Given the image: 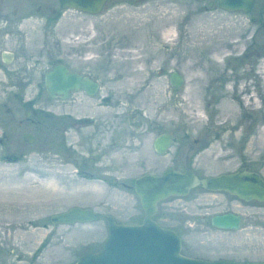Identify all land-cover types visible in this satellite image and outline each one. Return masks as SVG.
I'll list each match as a JSON object with an SVG mask.
<instances>
[{"label":"rangeland","instance_id":"rangeland-1","mask_svg":"<svg viewBox=\"0 0 264 264\" xmlns=\"http://www.w3.org/2000/svg\"><path fill=\"white\" fill-rule=\"evenodd\" d=\"M208 1L108 0L103 12L91 20L77 11H63L56 30H93L102 37H113L109 40L111 51L117 53L111 56L106 72H99L103 84L97 97L38 105L92 119L105 115L107 124L102 123L101 130L106 129L107 138L90 140L88 132L94 130L90 125L81 129L85 134L77 145V132L70 127L63 133L61 146L45 147L41 140L37 144L25 142L21 130L12 125L6 132L0 127V264H73L78 254L96 251L106 238L103 220L52 225L48 216L78 204L109 213L119 224H137L143 214L132 180L144 172L161 173L167 166L178 170L190 167L204 176L233 171L239 165L264 177V144L258 149L249 147L255 135L264 131V75L258 73L264 63V3L258 1L254 11L244 14L224 11L214 4L206 6ZM29 4L31 12L36 5H57L55 0H30ZM30 23L35 26L37 22L34 18ZM167 29L174 30L171 40L163 39ZM139 55L143 60L139 67L129 64L132 56L138 63ZM155 60L152 79L145 82L139 76L140 80L132 79L130 86L124 83L129 70L148 67ZM81 64L88 69L89 63ZM171 69L184 79L178 88L169 83ZM195 75L205 79L196 80ZM155 80L161 83L157 99L145 88ZM244 82H253L251 94L259 101H239L246 95L239 94ZM191 87L201 88L203 109L202 120L194 123L183 99L186 88ZM110 94V100L99 101L100 95ZM227 95L236 99L234 114L239 125L235 135L218 126L228 120L219 109ZM20 104L10 100L0 103V121L10 118L8 107L18 112L23 108ZM131 111L142 122L137 130L125 122ZM163 132L170 135L171 144L159 154L151 141ZM103 142L100 150L94 149L93 145ZM211 145V153L217 154L203 155ZM88 149L92 152L86 162L91 165L94 161L95 167L107 174H95L92 179L76 175ZM113 153H117V161L111 158ZM108 173L119 178H108ZM50 180L56 181L55 186ZM213 197L199 189L184 197H168L159 203L155 219L181 234L184 255L208 260H264V208L239 207L244 213L243 224L237 231L223 232L213 229L205 219L208 211L226 206L220 195Z\"/></svg>","mask_w":264,"mask_h":264},{"label":"flooded vegetation","instance_id":"flooded-vegetation-1","mask_svg":"<svg viewBox=\"0 0 264 264\" xmlns=\"http://www.w3.org/2000/svg\"><path fill=\"white\" fill-rule=\"evenodd\" d=\"M29 1L30 0H0V103L6 104L10 100L12 102L21 103L22 105L20 104V107H23L18 110V112L13 111L10 107L6 109V115L9 114L10 118L8 120L5 118L4 121H0L2 123V126H0L2 131L6 132V129H9L7 127L12 125L14 128L21 130V138H23L25 142L29 144H37V142L41 140V144L45 147L48 145L51 146L52 144L55 146H61L65 140L63 133L67 132L70 127H74V130L77 132L74 133L78 137V142H75L77 145L78 143L80 145L81 139L84 136L83 134H85L84 131L81 132V129H86L90 125V128H94L90 133L88 132L89 136L87 137L90 140L92 138L95 140L98 138L101 141L102 138H107L104 134L106 133V129L104 128L101 130V128H103L102 123L107 124V117H105V115L92 119L91 116L73 115L72 113H64L63 110L57 111L48 109L42 105H38V102L48 103L49 101H52L55 103H64L69 102L72 98L86 100L92 97H97L103 84L101 83L102 77L99 72L103 74L106 72L111 65V56L114 57L117 53L115 50L113 52L111 51L109 40L113 37H102L100 33L93 30H56V23L62 20L64 14L63 11L67 8H61L58 1L55 0L57 3L56 6L52 7L47 4L43 6L36 5L33 9L34 11L31 12L32 8ZM134 1L136 2L139 0ZM258 1L264 3V0H253V5L247 13L242 12V10L238 11L244 14H249L256 9ZM107 4L108 0H105L103 8L95 14L80 11L79 8H68V10L77 11L87 15L90 18L89 20H91L95 15L103 12L105 7H107ZM34 18L37 22L35 26L30 23ZM91 27H93V23L91 24ZM86 39L89 40V43L85 45L84 41H86ZM84 46L89 47L88 50H81ZM92 46L94 49L91 48ZM80 61H86L89 63L87 64L88 69H84V66ZM57 63L65 66L72 73L90 80L94 85V88H90V92H87L83 87H79L78 90H70L65 98L61 95L53 96L47 93L48 91L44 84L45 73L50 68L52 69L57 65ZM172 70L173 69L170 70L169 76ZM169 83L172 85L170 79ZM111 96V94L105 96L100 95L99 101L105 102L106 100H110L112 98ZM131 113L134 114L132 120L139 121L136 120L137 114L134 111H131ZM129 114H127L125 122L130 126L128 122ZM130 127L135 129L133 126ZM195 141H197V139H195ZM100 145H105V142L102 144L98 143V146L93 145L94 149L100 150L102 147ZM85 152L86 153L83 154L84 157L80 162L81 164L77 166L80 168L76 172V175L82 178L92 179L95 177V174L101 175L106 173L104 170L99 171V169L95 167L96 165L94 164V161L91 165L89 164L90 162H86V159L90 158L89 154L92 151L88 149ZM93 157L96 158V156ZM239 168L250 169L249 167L238 165L235 170H227L226 172H234ZM194 172L196 171L194 170ZM218 173L220 172H217L216 174ZM196 174L199 175L197 172ZM216 174L206 175L215 176ZM108 175V178L118 177V175L113 176L109 173ZM204 176L199 175V177ZM199 187L200 186H196L195 188L190 189L189 192L199 189L203 193L214 196L213 198L220 195L221 201L226 205L222 209L219 208L215 211L211 210L204 214L207 215L205 219L209 221L210 225L215 230L218 229L214 228L210 219L213 215L218 214V212L224 213L232 211L237 214L239 213V230V227L243 224L242 216H244V213L240 211L239 207L245 208L251 206L256 208V206L259 205L264 208V202L260 200L257 201L252 198L244 200L241 197L232 195L228 191H211ZM156 217L157 215L154 216V219Z\"/></svg>","mask_w":264,"mask_h":264},{"label":"water","instance_id":"water-1","mask_svg":"<svg viewBox=\"0 0 264 264\" xmlns=\"http://www.w3.org/2000/svg\"><path fill=\"white\" fill-rule=\"evenodd\" d=\"M60 7L79 8L80 11L95 14L103 8L105 0H57ZM204 1V0H201ZM253 0H209L206 6L222 8L225 11L242 10L247 13ZM47 93L67 97L70 90L83 87L90 92L94 85L90 80L72 73L68 68L57 63L45 73ZM169 79L178 88L184 79L181 73L172 70ZM134 114H129L128 122L135 130L142 127L141 121H133ZM25 138V137H24ZM153 149L162 154L170 147V135L167 132L152 139ZM134 194L138 196L142 211V219L137 224H119L113 215L102 213L89 206L74 204L64 211L49 215L52 225H73L77 222H96L103 220L106 228L103 243L96 251L87 250L77 255L73 264H264V260L203 259V257L187 256L181 252L182 236L169 226L155 221L154 216L159 203L170 197H184L190 189L200 186L211 191H228L244 200L255 199L264 202V178L259 171L239 168L234 172L218 173L215 176L199 177L194 170L185 167L178 170L165 167L161 173H148L136 176L132 180ZM216 229L223 231L238 230L240 214L232 211L218 212L210 219Z\"/></svg>","mask_w":264,"mask_h":264},{"label":"bare ground","instance_id":"bare-ground-1","mask_svg":"<svg viewBox=\"0 0 264 264\" xmlns=\"http://www.w3.org/2000/svg\"><path fill=\"white\" fill-rule=\"evenodd\" d=\"M67 9L65 10H68V7H66ZM72 9V8H70ZM64 10V11H65ZM229 11V10H228ZM172 35H174V30L173 29H167L164 31L163 33V39H169L171 40L172 38ZM195 38V37H194ZM196 45V44H195ZM199 45V44H198ZM237 45V44H236ZM239 45V44H238ZM240 47V46H239ZM134 53L133 54H137V52L133 51ZM221 52H218L215 54V57H218L217 55H219ZM88 55V54H87ZM133 57V56H132ZM130 58L128 61H129V64H135L134 66H138V65H141L143 60H140L139 58L142 57V56H138L136 57V59H138V63L137 61H135V58ZM145 60V58H144ZM139 67V66H138ZM138 67L136 69H134V71L132 70H129V77L124 81V83H126L127 85H131L133 84V82L136 80H140L139 79V76H141V78H143V81H147L148 79H152V77L155 75L156 73V70L155 68L157 67V61H152V63L148 66V67H145L143 68L144 66L142 65L141 68L138 69ZM131 69V68H130ZM260 72L258 73H263L264 75V63L262 64V66H260ZM258 73H254L255 75H257ZM203 74V73H202ZM214 75H212L210 77V79L213 77ZM258 76V75H257ZM194 78L196 80H200L203 81L205 78L203 75H195ZM208 78V77H207ZM254 78L256 79V76H254ZM134 81H133V80ZM209 79V78H208ZM256 83V81H255ZM254 83V84H255ZM147 85V86H146ZM241 85V84H240ZM253 85V82L252 84H247L246 82L243 83V85H241L242 87L240 88L239 87V94L240 96H242L243 93H245V97L243 95V97H241L239 99L240 102L246 104V102H253L255 100L256 101H259V99L257 100L256 98V95H252L251 92H252V89H251V86ZM256 85L258 87H261L260 85H258L256 83ZM145 88H146V91L147 93L151 91V94L154 95V98H158L160 97V94H161V83H160V80H155L154 83H152L151 85H148V84H145ZM254 91V90H253ZM239 96V95H238ZM239 96V97H240ZM185 99L184 102L186 103V109L188 110H191L190 111V114H192V119L194 118V122H199L201 121L202 119H200V116H201V110H203L201 108L202 106V98H201V88L199 89H196L195 87H191V88H186L185 92H184V96H183ZM247 100V101H246ZM238 101V102H239ZM155 103V102H154ZM234 103H236V99L233 97L230 98L228 95L225 96V98L222 99V102H221V106L219 109H221V115H225L226 117H228V120L223 124H218V126L222 127V128H228L229 130H231L232 132H235V133H232L233 135L236 134V125H239L238 121L235 119V107H234ZM257 105V104H256ZM254 106V105H253ZM258 106V105H257ZM185 109V108H184ZM187 111V110H186ZM196 111V112H194ZM228 122V123H227ZM192 123V124H193ZM227 123V124H226ZM231 133V132H230ZM256 137L252 139L251 143H250V146L251 147L252 145H254V147H256L257 149L258 148H262L263 147V144H264V131H260L259 133H257V135H255ZM234 137V136H233ZM210 149H214V146L211 145L210 148H208L207 151H205V153L203 155H208V157H210L212 154H215L217 151L211 153ZM211 153V155L209 154ZM103 154V153H102ZM217 154V153H216ZM112 155V154H111ZM220 155V154H218ZM106 156V155H105ZM112 159L114 160H118V155L117 153H113V155L111 156ZM106 163V162H104ZM49 181V180H48ZM50 185L53 186L56 181H52L50 180ZM95 182V181H94ZM48 183V182H47ZM93 183V182H91ZM94 184V183H93ZM55 186V185H54ZM60 188V187H59Z\"/></svg>","mask_w":264,"mask_h":264}]
</instances>
